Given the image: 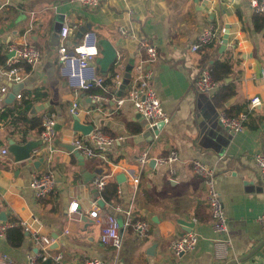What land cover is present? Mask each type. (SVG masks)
Instances as JSON below:
<instances>
[{"label":"crops","instance_id":"crops-1","mask_svg":"<svg viewBox=\"0 0 264 264\" xmlns=\"http://www.w3.org/2000/svg\"><path fill=\"white\" fill-rule=\"evenodd\" d=\"M258 15L251 0H111L98 9L84 8L73 0H13L1 9L0 147L9 151L11 141L19 146L42 143L44 114L56 115L58 134L49 152L40 145V156L17 162L9 152L0 158V220L26 222L40 235L56 239L49 253L62 254L60 264H81L87 258H99L106 264H262L264 225L258 223V218L264 214V181L254 158L257 152L264 151V78L260 76L264 69V15ZM65 24L93 31L99 41L116 49L117 59L105 72L97 62L103 58V48L98 46V74L112 81L110 86L104 82L107 90L78 91L62 76L58 62L60 40L54 41L53 35ZM227 26L228 44L221 52L222 30ZM123 27L137 37H149L159 49L152 84L170 122L159 132L158 139L155 133L146 134L147 123L138 119L130 102L117 104L118 99L128 96L130 85L116 90L110 69L125 76L129 68L132 77L138 62L137 41L122 37L119 29ZM210 27L219 30L217 39L192 52V45ZM78 33L68 42L80 43ZM25 44L34 45L42 58L35 67L23 66L26 79L19 92L21 98L6 104L2 98L11 95L13 89L1 73L6 65L3 57L8 61L12 56L11 45ZM225 58L234 63L227 83L235 96L227 101L232 100L229 106L226 103L220 107L214 97L221 85L217 92L207 95L200 94L194 83L202 69ZM254 75L258 78L253 79ZM4 87L6 93L2 92ZM91 94H102L106 100L97 104ZM255 97L261 99V105L250 115L242 132L230 135L217 123L218 113L236 116L247 111ZM74 102L81 107L77 115L81 124L122 138L107 160L81 162L66 149L76 137L84 135L73 129L70 108ZM5 111L10 115L1 120ZM147 150L153 156L176 151L179 160L172 165L150 163L140 168L137 158ZM41 159L42 163L34 164ZM195 161L217 172L215 188L221 195L228 225L224 235L213 230L205 185L192 172ZM50 172L56 175L55 193L37 199L30 187L32 178ZM90 175L108 176L103 192L95 190V178L85 183L84 178L90 181ZM136 177L140 182L134 186ZM96 199L102 214L117 219L123 235L120 252L102 245L101 226L88 217L91 202ZM74 201L80 203L82 213L71 219L68 212ZM127 212L150 224L145 237L125 227ZM191 228L198 234L197 246L176 258L171 245ZM220 242L227 245V249L219 251L221 255L217 250ZM36 252L43 251L37 250L27 233L19 248L10 246L7 237L0 240V264L4 255L16 264H30L29 256ZM46 263L56 264L37 262Z\"/></svg>","mask_w":264,"mask_h":264},{"label":"built area","instance_id":"built-area-1","mask_svg":"<svg viewBox=\"0 0 264 264\" xmlns=\"http://www.w3.org/2000/svg\"><path fill=\"white\" fill-rule=\"evenodd\" d=\"M13 0L0 1V10L7 7ZM130 1V0H124ZM74 3L89 9H98L111 2V0H73ZM234 2V0H233ZM251 7L256 14L264 15V0H251ZM78 25H63L59 35L58 48V62L60 64V72L63 77L67 79L69 86L73 89L83 92H89L93 88H101L107 90L104 86L105 79L98 74L96 57L99 55L98 37L95 32L88 31L80 39V43L71 44L68 39L78 33ZM120 35L128 39H134L138 45V62L135 64L134 74L131 79V84L126 98L117 100L118 106H122L125 102H130L137 115L149 125V127L160 129L163 125L170 122L169 115L164 111L157 92L152 84L154 78L153 65L158 61L159 49L147 36L137 37L127 29L120 28ZM225 30H222V34ZM219 30L214 27L203 31L197 39V43L192 45V52L196 53L203 47L210 46L218 37ZM11 58L7 61L4 70L1 73L5 78L13 84L23 83L26 79L23 66L35 67L42 58L40 51L31 44L23 46L11 45ZM111 70V71H110ZM109 75L113 79V87L119 90L123 84L124 76L121 73L112 71L110 69ZM260 76L264 78V69L260 71ZM258 75H254L253 79H257ZM220 84L215 81L211 68L202 69L200 76L194 83L195 89L200 94H209L217 92ZM7 88H3L2 92L6 93ZM107 92V91H106ZM21 98L19 94L17 96ZM91 100L97 104H101L106 100L102 94H91ZM261 105V99L255 97L251 100L247 111L241 112L236 116H231L226 112L218 114L219 125L227 131L230 135L242 132L247 125L250 115L256 111ZM78 102H74L70 108L72 116L78 115L80 110ZM57 118L54 114H44L41 118V134L43 149L50 151L57 137ZM162 130V129H161ZM160 130V131H161ZM159 134L154 135L158 139ZM122 138L113 137L98 127L87 135L76 137L71 145L78 151L85 159H101L107 160L110 154L114 151L117 143L121 142ZM38 149V148H37ZM33 150L31 157L40 156L42 153L39 150ZM9 154L7 148L0 147V158H4ZM255 161L259 168L261 178L264 181V151H259L255 154ZM179 160V155L176 151H170L167 156H153L150 151H144L137 158V163L140 168H145L150 163L154 162L155 166L172 165ZM193 174L201 179L206 188V201L209 212L212 218L213 230L221 235L228 231L227 217L225 214L224 204L221 195L215 188V179L217 172L211 166L195 161L192 163ZM108 176H97L93 182L95 190L99 193L103 192L107 186ZM139 178H135L133 185L139 184ZM56 175L53 172L42 176H33L30 187L34 191L37 199L48 198L55 193L56 190ZM118 193H121L118 190ZM80 203L74 201L71 203L68 216L73 218L74 215L82 213L80 210ZM90 219H93L101 226L100 241L104 246H110L116 251L120 252L123 247V235L120 233V226L117 219L109 214H102L98 199L91 202L90 211L87 213ZM85 215V214H83ZM82 215V216H83ZM196 223V220L193 221ZM258 223L264 225V214L258 218ZM22 228L25 233L31 236L33 244L43 252H36L29 256L30 264H37L39 260L43 262L53 261L60 264L63 260L62 254H50L56 239L42 236L35 231L28 223L14 220H0V240L7 236V232L13 228ZM125 227L134 228L135 232L141 237H145L149 230L150 224L147 221L135 219L131 212H127L125 217ZM198 243V234L194 228L180 238H178L171 245V252L176 258L192 252ZM227 249V245L223 242L217 244L219 255L220 250ZM1 264H16L15 260L4 255L1 259ZM81 264H106L99 258H87ZM264 264V261L262 262Z\"/></svg>","mask_w":264,"mask_h":264},{"label":"water","instance_id":"water-1","mask_svg":"<svg viewBox=\"0 0 264 264\" xmlns=\"http://www.w3.org/2000/svg\"><path fill=\"white\" fill-rule=\"evenodd\" d=\"M206 1H210V0H206ZM60 31H61L60 27L55 29L54 35H53V40L54 41H58L59 35H60ZM86 31L87 30L85 28H82L80 30V32L77 34V39L80 40L83 37V35L86 33ZM229 33H230L229 26H227V29L225 30L223 41H222L221 52H224V50L227 47L228 39H229ZM98 45H100L103 48V51H102L103 58L97 60V62L102 65V71L106 72L108 70V68L112 64H114V62L116 61V59H117V51L110 43H107V42H104V41H99ZM127 71L128 72L124 76V81H123V84H122V86L120 88L121 90H124V89L127 88V86L130 83V80L132 78L131 77V73H130L131 69L128 68ZM8 86L10 88H12L13 91H12L11 95H8V96L4 95V97L2 98L3 100H5L6 104H9L12 101H14L17 98V96L20 94L19 93L20 90H22L25 85H24V83H20V84L9 83ZM231 102H232V100L229 103H227V106H229ZM218 114H217V117H216L217 123H218ZM72 118L74 119L73 129L75 131H81L84 135H87L93 130V128H94L93 125L86 126V125L81 124L77 115L72 116ZM138 119L142 120L140 115H138ZM162 128H163V125H162V127L160 129H157L155 127L151 129L149 127V125H147L146 126V129H147V133L146 134L152 136V134L155 133L154 135H157V134H159V132H160V130ZM40 145H42V143L37 144L35 142H27L25 145L19 146V145H15V143L13 141H11V144H10L11 149L9 150V152L13 153L16 156V161L17 162H23V161L31 159V155H32L33 150L39 148ZM66 149L68 151H70L71 153H73L77 157V159L79 161L84 162L85 158L78 151H76L72 145H67ZM43 161H44V159H41V161H37L34 164L38 165V164L42 163ZM152 164H155V163L152 162ZM86 178H87V176L84 178L85 183H89L95 178V175H90V181L86 180ZM4 220H7V219H4ZM181 223L183 225H186V226H189V227H193V224H189V223H186L184 221H182Z\"/></svg>","mask_w":264,"mask_h":264},{"label":"trees","instance_id":"trees-1","mask_svg":"<svg viewBox=\"0 0 264 264\" xmlns=\"http://www.w3.org/2000/svg\"><path fill=\"white\" fill-rule=\"evenodd\" d=\"M2 63L3 64L7 63V58L5 56L3 57ZM233 67H234V63L231 60V58H225V60L222 62H215L209 67L212 70L215 81H217L221 85L219 91L214 97L215 104L220 107H223L227 103V101H229L231 98L235 96V90H232V86L229 83H227V80L231 77L233 73ZM105 85L106 86L112 85V81L106 80ZM89 92H95V90H91ZM9 115L10 112L5 111V113H3V115L1 116V120L4 119L6 120ZM6 237L10 246L14 248H19L24 242L25 233L24 230L20 227L13 228L8 230Z\"/></svg>","mask_w":264,"mask_h":264}]
</instances>
